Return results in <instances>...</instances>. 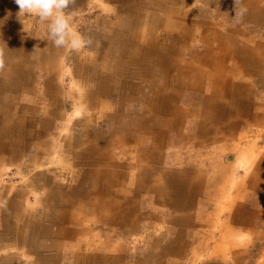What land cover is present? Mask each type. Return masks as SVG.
I'll list each match as a JSON object with an SVG mask.
<instances>
[{"label": "crops", "instance_id": "1", "mask_svg": "<svg viewBox=\"0 0 264 264\" xmlns=\"http://www.w3.org/2000/svg\"><path fill=\"white\" fill-rule=\"evenodd\" d=\"M195 1L75 0L67 10L71 14H91L82 23L88 30L84 33L85 39L91 40L83 56L88 60L89 69L96 71L90 78L103 81L98 93L129 98L135 106L138 104L134 100L135 91L147 90V95L137 108L122 107L118 100L115 108L109 107V113L104 112L108 129L105 132L91 129L85 136L88 141L83 158L92 164L89 173L96 183L68 189L58 187L45 174L36 175L32 182L31 169L22 165L18 166L20 173L28 174L27 178L4 200L5 191L1 190L0 183V200L5 208L0 210L7 207L21 221L26 217L22 225L17 220L13 229H8L1 220L0 264H112L108 252L110 234H101L102 229L118 231L128 218L126 225L131 232H137L141 222L137 206L144 204L147 206L145 219L166 223L167 235H171L168 241L163 238L161 246L157 241L155 244L161 247L167 264L178 262L194 245H198L201 253H213V247L219 253L223 247L213 246L216 235H213L212 222L203 225L204 229L212 230L210 234H193L198 228L196 222L201 221V218L192 220L191 213L197 209L213 216L217 212L224 215L222 219L212 217L228 221L221 229L225 227L238 233L260 230L256 242L264 241V161L259 160L250 170L245 169V173L251 172L246 189L242 187L232 193L230 183L241 168L225 163L228 153L215 152L216 142H220L219 147L226 143L225 147L227 141L234 142L247 131L245 128L264 127V41L251 46L249 30L245 33L242 28L240 33H234L238 29L233 32L227 29L225 33L213 23L189 19L185 13L195 8ZM242 6L247 8L242 25L264 31V0L260 4L256 0H242ZM19 11L15 0H0V60L3 62L0 94L26 91V81L31 77V69L23 63L27 60L40 62L43 72L54 75L55 69L46 68L42 63H49L48 55L57 56L63 51L47 40L46 34L37 35L35 30L41 23L36 18H19ZM202 26L208 31L203 33ZM27 37H34V42L39 38V49L33 48L34 44L29 51ZM193 41L202 42L203 50L198 51ZM116 79L118 82L114 84ZM127 79L140 80V83L130 86ZM205 86H209L210 95L197 103L202 112H188L193 107L186 106L185 94L193 91L202 97L207 90ZM55 90L53 86L47 90L54 108L47 112L48 120L39 123L36 136L53 131L51 126L62 118ZM129 92L133 93L131 98ZM10 106L9 103L0 106V118L5 122L11 113ZM98 111L102 117V109ZM77 125L81 131L87 128L83 123ZM192 126L195 129L190 130ZM27 131L24 120L15 121L13 127L10 123L1 125L0 141L23 144L24 139H10V136L27 137L31 134ZM206 146L208 150L203 149ZM184 147L206 151L200 158L212 157L213 149V159L217 158V162L213 160L210 166L202 160L191 164ZM9 148L4 146L5 151L0 152V168L14 164L15 160L17 163L26 155L25 151L11 153ZM117 148H121L117 153L107 152ZM232 152H237L236 148ZM131 153H135L136 161L127 160L126 155ZM31 189L37 191V199L44 201L38 204L45 206L44 211L36 207L28 212L23 209L26 193ZM43 190L44 196L40 193ZM139 192L145 193V197L138 195ZM153 206L170 210L172 214L162 211L160 217L153 213ZM94 211L98 236L103 238L98 244L92 239L88 220ZM225 252L233 253L232 245ZM156 254H160L157 248ZM119 262L122 261L119 259Z\"/></svg>", "mask_w": 264, "mask_h": 264}, {"label": "rangeland", "instance_id": "2", "mask_svg": "<svg viewBox=\"0 0 264 264\" xmlns=\"http://www.w3.org/2000/svg\"><path fill=\"white\" fill-rule=\"evenodd\" d=\"M256 2L260 4L261 0H256ZM239 7L240 5H237V9H239ZM68 14L71 15V24L74 31L85 38L84 33L88 30L84 28L82 23L87 22L91 14L80 12L76 14ZM185 14L189 17V19L195 18L201 22L213 23L215 24V28L221 29L220 31H225V33L227 32V29L232 30V32L238 29L234 33H240L242 28L245 33H248L247 31L249 30L250 35L248 41L251 43V46H254L256 42L264 41L263 30H253V26L245 27L242 25L241 19H234L235 2H225L223 0H196L195 8L192 9V11H187ZM201 28L203 33L208 31L205 29V26H202ZM201 31L199 28L197 29L198 33ZM35 32L37 35H45L47 33L46 25L41 24L39 29L35 30ZM34 39V37L26 38V43L28 44L27 47L31 45L29 51H32L34 44L36 45L33 48L36 50L39 49L37 46V43L39 42L37 40L39 38H36L37 40L35 42ZM193 45H195L194 47L198 51L203 50L202 42L196 43L193 41ZM88 49V44H85L84 47L78 50H73L71 48L64 50L63 48L60 55H48L49 63L48 61H45L42 63V66L46 68L52 66L55 69L54 75H49V73L43 72L40 68L41 64L38 61L33 62L27 60L26 62H23L28 69H31V77L26 81L28 85V87H26V91L18 94L14 92L0 94L1 105L5 104L6 106L8 103L11 104V113L9 114V117H7L6 122L3 118H0V126L3 125L5 127L6 124L10 123L11 127H13L15 121L24 120L28 129L27 133H31L27 137H21L20 135L17 136L16 134L10 136V139H24L26 142L23 144L25 145L14 142L13 140L10 142H5V140H3V142L1 139L0 141V152L5 151L4 146L5 149L9 146L11 153H16L18 151L23 153V151H25L24 153L26 154L21 161L16 163L15 160L14 164H10V166L6 165L0 168L1 190L5 191V197L3 200L14 194L15 191L21 187L20 184L27 178L28 174L20 173L21 169L19 167L21 165L31 169L32 173L30 174V177L32 178V182L34 178H36V175L45 174L49 177V179L51 178L50 180H52V182L54 181L58 187L68 189H72L74 187H79L78 189H80L82 185L87 187V184L89 183L90 185L91 183H96V179L93 180L92 175L89 173L90 166L92 164L87 162L88 158H83L85 144L88 141L86 139L87 134L90 133L91 129H96L97 131L100 130V132H105L108 129L104 119V112L109 113V107L115 108V104H117L116 102L118 100L121 102V105H123L122 107L125 108H137L139 107L140 102L145 101L144 97L147 95V90H143L141 93L135 91L137 95L134 97V100L136 103L138 101L136 106L130 102L129 98L119 99L117 97H113V94L111 93H109L111 95H105L104 93L102 94V92L98 93L100 83L102 87L103 81L98 77L90 78V76H94L93 72L96 71H91V69H89L87 66L88 60L85 61L86 57L83 56L86 55ZM117 82L118 79L114 81V84H117ZM126 82L131 86L133 83H135V85L139 84L140 80L137 81L136 79H127ZM0 83H2L1 78ZM52 86L56 89L55 95L58 100L57 109L58 112L62 114V118L57 120L51 126L53 131L39 134L42 137H38L39 135L36 136V129L39 130V123L42 120H48L47 112L51 108H54V106H52V100L47 96V90L50 87L52 89ZM204 88L207 90L203 91L202 97L199 93L193 91H188L185 94L184 98L185 101H187L186 106L188 108L193 107L192 110L188 112H202L199 110L197 103L201 101V98L210 95L208 91L209 86H205ZM131 94L133 93L129 92V96ZM121 105H118L117 108H120ZM101 109L103 116L99 117L98 110L101 111ZM123 116V118H125L127 115L125 114ZM52 119L54 118L52 117L51 121ZM77 123H83L87 125V128H84V130L81 131V128L77 125ZM192 129H195V127L192 126L190 130ZM245 129L247 131H243L242 134L234 140V142L227 141V146L224 147L223 144L226 143H222L219 147L218 144H220V142H216L215 146L217 147L215 148L216 153V150H220L218 151L219 154L228 153L225 157V163L227 161L226 164L230 166L232 165L233 168L236 166L241 168L237 170V175H235L230 183L229 189H233L231 190L232 193L237 192L239 189H242V187L243 189H246V181L248 177L251 176V174H249L251 172L245 173L244 171L250 170L249 168H252V166L259 160L264 161V127L261 129L258 127H249ZM186 147H189V145ZM208 148V146L203 147V149L207 150ZM235 148L237 152H232ZM120 149L121 148H117L116 150L111 149L110 151L107 150V152L111 155V152L117 153ZM183 151L186 155H188L186 158L189 160L191 159V164L202 160L204 161L203 164L210 166L213 165V160L217 162V158L213 159V149L211 154L212 157L208 158H200V155H206V151L203 152L199 149H185L184 147ZM124 156L125 155H123L121 159L124 160ZM126 156L129 162L134 159V161H136L135 153H131V155ZM91 188H93V185ZM45 192L46 191L43 190L40 193L45 195ZM26 194V203L24 207L22 206L23 209H25V212L31 211L35 207L44 211L45 206L38 205L44 201L36 198L35 194H37V191L31 189ZM123 194H125L124 191ZM138 195L143 198L145 197V193L140 194L139 192ZM0 209H5L2 204V199L0 200ZM152 209L153 213L160 217L162 216V211L172 214V211L162 210L160 207L153 206ZM223 209L225 211L226 208L223 207ZM137 210L141 220L137 232H131L129 227L126 225L128 223V218L126 219V222H123V228H120L118 231L110 229L106 231L102 229L101 234H104L105 232L107 236L110 234L108 252H110V257L112 258V264H151L152 261L153 264H167V258L162 256L163 253L161 252V247L159 249L157 247L158 245L155 246L156 241L157 243H160L159 245L161 246L163 238L167 239V241L170 240L168 237L171 235H167L166 223L146 220L145 214H147V206L145 204L143 206H137ZM95 212L96 211H94L92 215L88 216V220L90 221L89 224L92 231L90 229L89 230L91 234H93V238L92 236L91 238L95 239V244H98L97 241L99 239L103 241V238L98 236V226ZM13 216L15 218H13ZM78 216V212H76L75 217ZM164 216L166 217V214ZM191 216L193 221L201 218L200 223L196 222L198 228L194 230L193 234L201 236H204V234H210L212 230L204 229L203 225L212 222L213 235H216L217 238L216 240V238L213 237V246L216 244L217 246L223 245V247L219 248V253H215L217 249L214 247L213 253H201V249L198 245H194L189 252L181 255L183 258L175 264H205L209 262H213V264H264V241L262 242V240H258V242H256V239L260 238V230H256L254 232L240 231L238 233L233 230L226 229L225 227L221 229L222 226H227L228 221L217 220L220 218L222 219L224 216L219 212L213 216V214H206L202 209H197L195 212L191 213ZM108 217V213H106V218ZM212 217L217 219L213 220ZM1 220L6 223V226L9 229L15 226V222L17 220L18 225L24 224L26 217L21 221L20 218L13 215L6 207V210H0V225ZM263 233L264 232H262V234ZM230 245H232L234 252L226 253L225 250L228 249ZM156 248L160 254H156ZM119 259L122 262H119Z\"/></svg>", "mask_w": 264, "mask_h": 264}, {"label": "clouds", "instance_id": "3", "mask_svg": "<svg viewBox=\"0 0 264 264\" xmlns=\"http://www.w3.org/2000/svg\"><path fill=\"white\" fill-rule=\"evenodd\" d=\"M20 11L19 18H36L41 24L47 27V40L51 41L56 48H71L78 50L90 44L91 40L85 39L74 31L71 24V15L68 14L70 6L75 0H15ZM237 5H241L237 9ZM247 13V8L242 6V0H235V18L242 19ZM2 55V50H0ZM3 62L0 60V68Z\"/></svg>", "mask_w": 264, "mask_h": 264}]
</instances>
